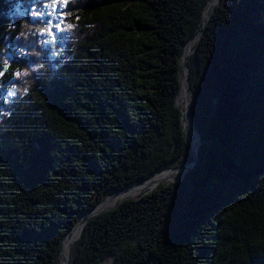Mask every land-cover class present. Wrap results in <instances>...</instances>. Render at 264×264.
Masks as SVG:
<instances>
[{"label":"trees","instance_id":"16d2710c","mask_svg":"<svg viewBox=\"0 0 264 264\" xmlns=\"http://www.w3.org/2000/svg\"><path fill=\"white\" fill-rule=\"evenodd\" d=\"M210 3L0 0V264H61L81 214L192 161V40L195 165L75 226L68 264H264V0L204 28ZM33 10L67 33L39 47Z\"/></svg>","mask_w":264,"mask_h":264},{"label":"water","instance_id":"95a60500","mask_svg":"<svg viewBox=\"0 0 264 264\" xmlns=\"http://www.w3.org/2000/svg\"><path fill=\"white\" fill-rule=\"evenodd\" d=\"M214 1H216L217 4H218V2H219V0H214ZM206 24H207V21H204V24H203V27H204V28H205ZM198 39H199V38H197V40H198ZM193 41H194V40H192L191 42H189L188 45L186 46V48H185V50H184V58H183V60H182V71L185 72V83H186L187 91L189 92V100L186 101V103H185V107H184L183 109L180 108L181 113H182L181 123H182V127H183V130H184V131H185V128H184V126H183V123L186 121V119L190 121V117H189L188 115H186V114H187V111H188V107H189L190 104L192 103V95L190 94V87H189V81H188L187 56L191 54V51H190V50L188 51V48H190L191 43H192ZM5 58H8L9 60L12 59L11 56H9V55H5ZM180 75H181V74H180ZM180 83H181V79H180ZM181 86H182V85H181ZM177 98H178V97H177ZM192 131H193V134L196 135V131H195L193 125H192ZM189 147H190V146H189ZM190 150H191V152H192V156H193V159H192L191 162H188L187 164L182 165V166H179V167H174V168H170V169H167V170L163 171V172H165V173H164V175H162V176L158 179V181H155V182L151 183L150 185H148L146 188H143L144 190H143L142 192H140L138 195H135V196H132V197H129V196H128V197L120 198V195H121L124 191H126V190H124V191H122V192H118V193L112 194V195H109V196L106 197V199H105V200H107V199H113V203H112L109 207H106V206H105V205H106L105 202H101V203H99V204H98L94 209H92L91 211H88V212H86V213L81 214V215L79 216V219H78L77 222L75 223L74 227L77 226V227H78V230H79V229H81L82 226L85 224V221H86L87 218H90V217H93V216L99 215V214H101V213L108 212V211H110V210L116 208L120 203H122V202L125 201V200H135V199H137L141 194L149 193V192L153 191L154 189H156L158 185H160V184H162V183H165V182L169 181V180L171 179V177H172L174 174H176V173H178V172H184V171L187 172V171H189L190 169L193 168V166L195 165L196 160H197V149L192 150L191 147H190ZM160 173H162V172H160ZM155 176H156V175H155ZM155 176H153V177H155ZM153 177H152V178H153ZM149 180H151V179H149ZM149 180H147L146 182H144L143 184L138 185V186H144ZM138 186H135V187H133V188H136V187H138ZM129 189H132V188H129ZM146 189H147V190H146ZM127 190H128V189H127ZM145 190H146V191H145ZM81 219L83 220L82 222L79 221V220H81ZM74 227H73V228H74ZM73 228H72V229H73ZM72 229H71V230H72ZM71 230L68 232V234L71 232ZM79 233H80V231L78 232L77 236H76L75 238H73L72 240H70V241L73 242L75 239H77V237L79 236ZM68 234L64 237V239H63V241H62L61 254H62V252H63V244H64L65 240L67 239ZM66 262H67V264H68V262H69V254H68V258H66Z\"/></svg>","mask_w":264,"mask_h":264},{"label":"rangeland","instance_id":"374dc122","mask_svg":"<svg viewBox=\"0 0 264 264\" xmlns=\"http://www.w3.org/2000/svg\"><path fill=\"white\" fill-rule=\"evenodd\" d=\"M217 6V2L214 1V0H211V3L209 4V6L206 8V10L204 11L205 13V21H207L209 18H210V14L212 13V11L214 10V8ZM193 45V42L191 43V46ZM191 46L190 48H188V51L190 50L191 51ZM192 52V51H191ZM184 58V57H183ZM184 74V73H183ZM185 75V74H184ZM182 80L185 81V77L182 75ZM190 87V86H189ZM182 91L179 95V99L177 98L176 99V104H177V100H179V103L182 105V104H185L186 101L189 100V92L187 91V87H186V83L184 82L183 83V87H182ZM190 94L192 95L191 93V90H190ZM178 105V104H177ZM179 106V105H178ZM182 108V107H181ZM183 109V108H182ZM189 124L187 123V120L185 121V126L187 128H190L191 131H187L186 133L188 134V137H189V140H190V143H189V146L191 147L192 150H195L197 149V146L200 144V142H198V138L196 135L193 134V131H192V123L191 121H188ZM183 174H185V171L184 172H178L176 174L173 175L176 176V175H179V177L183 176ZM164 175V174H163ZM161 176L159 177H155L154 179L150 180L145 186L143 187H140V188H135V189H132V190H128L126 192H124L123 194L120 195V198H124V197H132V196H135V195H138L140 192H142L144 189L143 188H146L148 185H150L151 183L155 182V181H158V179L160 178ZM170 179V182H176L175 181V178ZM169 184V181L167 182ZM147 190V189H146ZM145 190V191H146ZM135 193H132L134 192ZM113 202V199L107 201L105 204L106 207H109ZM76 236H77V233H76ZM71 238H68L65 240L64 242V250L66 249V247L70 245V243L72 241ZM70 241V242H69ZM69 243V245H68ZM109 260L102 263V264H109Z\"/></svg>","mask_w":264,"mask_h":264},{"label":"snow or ice","instance_id":"6c2138e0","mask_svg":"<svg viewBox=\"0 0 264 264\" xmlns=\"http://www.w3.org/2000/svg\"><path fill=\"white\" fill-rule=\"evenodd\" d=\"M55 2H59V0H55ZM62 2H63V4H64V6L66 7V6H67V2H68V0H62ZM50 7H51V5H50ZM55 27H57V28L59 29L60 26H59V25H55ZM68 27H71V25H69ZM48 34H49V35H52L51 28H49V30H48ZM0 75H3V72H2V71H0ZM16 75L19 76L20 73L17 72ZM8 95H9V96H13V95H15V92H14V91H9V92H8Z\"/></svg>","mask_w":264,"mask_h":264},{"label":"bare ground","instance_id":"6f19581e","mask_svg":"<svg viewBox=\"0 0 264 264\" xmlns=\"http://www.w3.org/2000/svg\"><path fill=\"white\" fill-rule=\"evenodd\" d=\"M184 75V74H183ZM185 81H183L182 80V87H183V83H184ZM183 89V88H182ZM187 115V114H186ZM187 120V119H186ZM189 120H187V123L189 124V122H188ZM185 123V122H184ZM184 128L186 129V126L184 125ZM132 193H135V191L134 192H132ZM113 203V202H112ZM70 242V241H69ZM68 245H69V243H68ZM68 254H69V247L67 246L66 247V249H65V259H64V261L61 263V264H67V262H66V258H68Z\"/></svg>","mask_w":264,"mask_h":264}]
</instances>
